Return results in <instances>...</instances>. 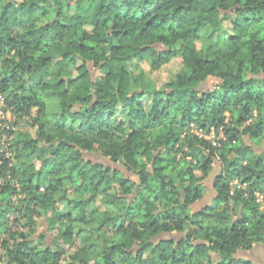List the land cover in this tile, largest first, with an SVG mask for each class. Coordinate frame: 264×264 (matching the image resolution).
<instances>
[{"label":"trees","instance_id":"trees-1","mask_svg":"<svg viewBox=\"0 0 264 264\" xmlns=\"http://www.w3.org/2000/svg\"><path fill=\"white\" fill-rule=\"evenodd\" d=\"M178 58L161 88L134 86V61ZM0 91L37 135L0 132L15 160L0 152L6 264H256L264 152L244 137L264 143V0H0ZM212 129L228 140L198 135ZM41 217L63 249L34 246Z\"/></svg>","mask_w":264,"mask_h":264},{"label":"rangeland","instance_id":"rangeland-1","mask_svg":"<svg viewBox=\"0 0 264 264\" xmlns=\"http://www.w3.org/2000/svg\"><path fill=\"white\" fill-rule=\"evenodd\" d=\"M223 33L225 37H230L233 35V26L231 21H226L224 24L223 28ZM73 68V67H71ZM90 72L92 74V78L94 80H100L104 77L103 73L99 72L98 70H95L92 64L89 65ZM184 69L183 63L181 59H175L173 62H171L168 66L164 67L160 71H151L150 67V62L148 60L146 61H140L136 60L134 61L133 64L128 65V71L132 75L133 81H134V86L139 87L145 90H153L154 88H161L165 84H167L175 74L181 73ZM78 73L76 69H73V77H77ZM212 83H210L211 85ZM5 120L2 119L0 124V132H5V131H13L16 133H30L32 136L36 137V130L31 127L30 124L18 120L9 109H5ZM48 112L49 115L52 117L51 119L56 121L59 117V109L57 106V103L54 102L53 100L48 102ZM9 128V129H7ZM3 135V134H2ZM198 135L200 138H203L209 142H211L213 145H218L220 146L222 142L227 141L228 137L226 136L225 132L221 129L219 132L215 130H211L209 133H202L199 131ZM7 138V139H6ZM6 139L7 142L10 143L8 140V137L2 136L0 139V142L2 143ZM246 144L251 146L252 150L256 154H262L264 152V143L262 142L261 144H253L251 141L247 138L244 137ZM3 150V148H2ZM85 157L93 162H100L104 163L106 165H111L107 160H105L99 153H91V154H86ZM12 161L11 164H15L14 154L13 152L10 153L9 157ZM1 164V161H0ZM220 172L219 166L217 164L214 165L213 172L210 174V176L204 181V185L206 186V192L204 195V198L200 201L198 204L199 208H204L208 207L212 204L216 193L213 189V179L214 177ZM198 176H201V173H197ZM233 186L237 187L238 183L235 181L233 183ZM258 203L261 204V212L264 213V202L263 198L260 196L256 197ZM17 198L14 197L13 201L14 204L16 202ZM19 220H21V225L16 226L14 230L17 231H25L27 232L28 230H25L22 226H25L27 224L26 220L24 219V215H19L17 217ZM84 225L81 227L83 228ZM37 233L32 237L33 242L35 243V247H39L40 249H45V248H51L53 250H57L58 248L63 249L64 246V240L63 236L60 232L59 227L54 228L53 230L49 229L46 223V220L41 217L37 218V225H36ZM41 237V238H40ZM168 238V236H166ZM163 237V238H166ZM176 238H180L179 235H175ZM6 237L2 236V239H5ZM162 238V239H163ZM1 239V240H2ZM1 240H0V264H6L7 259L5 257V250L1 245ZM82 242L81 239L76 238L73 243V248L67 250V252L63 255L62 259L64 261H68L72 256L77 254L78 251L82 249ZM66 248V247H65ZM256 264H264V248L263 247H258L255 250V253H253L251 257Z\"/></svg>","mask_w":264,"mask_h":264},{"label":"built area","instance_id":"built-area-1","mask_svg":"<svg viewBox=\"0 0 264 264\" xmlns=\"http://www.w3.org/2000/svg\"><path fill=\"white\" fill-rule=\"evenodd\" d=\"M6 108H7L6 98L3 95V93L0 91V122L6 116L5 115V112H6L5 109ZM0 127H1V124H0ZM7 129H9V128H7ZM6 139H4V141L2 143L0 142V152L3 153L8 158L10 155V151H9L10 143L7 142ZM2 148H3V150H2ZM258 201H260V200H258Z\"/></svg>","mask_w":264,"mask_h":264}]
</instances>
